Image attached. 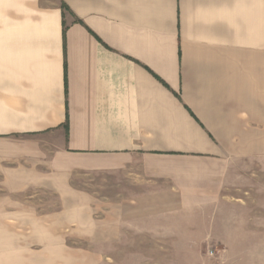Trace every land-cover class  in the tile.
<instances>
[{
    "label": "crops",
    "instance_id": "obj_1",
    "mask_svg": "<svg viewBox=\"0 0 264 264\" xmlns=\"http://www.w3.org/2000/svg\"><path fill=\"white\" fill-rule=\"evenodd\" d=\"M263 214L264 0H0V232L45 237L11 264L231 247Z\"/></svg>",
    "mask_w": 264,
    "mask_h": 264
},
{
    "label": "rangeland",
    "instance_id": "obj_2",
    "mask_svg": "<svg viewBox=\"0 0 264 264\" xmlns=\"http://www.w3.org/2000/svg\"><path fill=\"white\" fill-rule=\"evenodd\" d=\"M248 228V226H247ZM247 230L244 241L236 240L231 247L218 246L215 248H153L142 246H126L141 244L140 241L126 242L125 237L117 247L82 248L85 251V264H264V214L258 223ZM30 237V235H33ZM67 234L70 235L68 232ZM42 236V237H40ZM30 237V238H29ZM28 238V239H27ZM41 241L45 237L42 233H13L0 232V264H11L6 257L13 255L5 252L11 250L13 244L31 243V240ZM239 239H242L241 237ZM71 245L87 244L84 239L72 237L66 239ZM14 249V248H12ZM19 249V248H17ZM21 250L30 253L44 252L41 247H22ZM92 254V255H89ZM24 255V253H23ZM6 256V257H5ZM76 264V263H75Z\"/></svg>",
    "mask_w": 264,
    "mask_h": 264
}]
</instances>
